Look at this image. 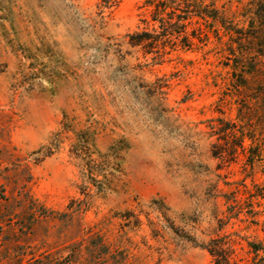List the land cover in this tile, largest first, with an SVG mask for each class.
Segmentation results:
<instances>
[{"label":"rangeland","instance_id":"obj_1","mask_svg":"<svg viewBox=\"0 0 264 264\" xmlns=\"http://www.w3.org/2000/svg\"><path fill=\"white\" fill-rule=\"evenodd\" d=\"M143 1L0 0V264H264V0H205L162 59L127 43Z\"/></svg>","mask_w":264,"mask_h":264},{"label":"trees","instance_id":"obj_2","mask_svg":"<svg viewBox=\"0 0 264 264\" xmlns=\"http://www.w3.org/2000/svg\"><path fill=\"white\" fill-rule=\"evenodd\" d=\"M139 8H144L145 15H140L137 28L126 34L127 43L132 47H139L145 55L151 54L153 59H162L177 49H190L196 41L205 40L207 34L201 25L206 27L208 19L222 23L217 9L205 3V0H144ZM192 25L194 26L188 30V26ZM62 128H68L64 122ZM75 136L76 140L71 145L69 154L77 161L87 182L101 186L110 174L105 168V161L117 156L114 145L109 152L99 153L91 149L93 139L90 134L82 136L75 133ZM58 142V133H55L47 146L41 147L42 156L51 155ZM171 228L175 231L173 225ZM210 254L214 256L212 252ZM215 256V264H226L223 255Z\"/></svg>","mask_w":264,"mask_h":264}]
</instances>
